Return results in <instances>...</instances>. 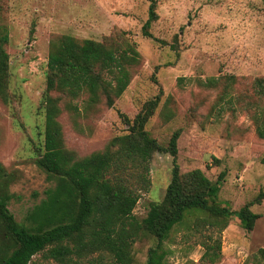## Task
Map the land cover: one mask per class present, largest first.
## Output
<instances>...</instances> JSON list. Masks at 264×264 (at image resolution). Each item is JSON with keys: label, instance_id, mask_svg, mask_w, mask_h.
I'll return each mask as SVG.
<instances>
[{"label": "rangeland", "instance_id": "374dc122", "mask_svg": "<svg viewBox=\"0 0 264 264\" xmlns=\"http://www.w3.org/2000/svg\"><path fill=\"white\" fill-rule=\"evenodd\" d=\"M158 19L142 34L150 0H0V26L9 42V102L0 97V164L15 175L9 208L18 221L46 197L55 180L37 160L44 145L48 59L52 45L68 34L92 38L122 50L136 42L140 60L130 66L132 79L113 107L90 104L83 93L60 101L65 146L78 157L103 151L110 140L127 133L121 113L131 120L143 105L160 95L146 125L150 135L167 146L180 129L177 163L181 173L201 169L212 181L225 180L218 202L239 210L264 189V0H156ZM69 102L76 109H68ZM173 157L155 152L150 184L141 190L135 216L147 217L171 181ZM138 170L126 171L135 181ZM131 174V176H130ZM251 209L259 214L252 231L232 217L217 231L199 217L187 215L163 244V264H264V199ZM220 241L212 258L203 243ZM157 239L141 232L131 249L130 264H147ZM108 264L112 254L96 252L64 262L37 254L31 264Z\"/></svg>", "mask_w": 264, "mask_h": 264}, {"label": "trees", "instance_id": "16d2710c", "mask_svg": "<svg viewBox=\"0 0 264 264\" xmlns=\"http://www.w3.org/2000/svg\"><path fill=\"white\" fill-rule=\"evenodd\" d=\"M156 8L157 1L150 0L148 19L142 27V34L148 38L153 37L150 29L158 19ZM8 42V29L0 26V97L5 102L10 100ZM126 45L118 50L105 42L92 38L77 40L68 34L52 45L42 102L44 145L37 164L55 180V185L45 190L46 197L27 212L23 221H18L9 208L15 196L10 191L15 175L0 164V264H31L39 253L64 262L72 255L82 258L103 251L113 256L108 264H130L131 249L141 232L158 241L149 249L147 264H163L165 240L187 215L199 212L207 216L198 218L202 223L220 232L232 217L238 218L246 230L254 229L259 214L251 207L262 203L264 189L255 200L232 210L218 202L225 172L216 181L201 169L181 173L176 160L181 130H176L169 144L163 146L146 129L160 95L147 101L132 120L121 113L128 132L111 139L103 151L78 157L65 146L58 120L62 112L60 101H73L87 93L90 104L104 102L113 107L131 82L130 66L140 60L137 43ZM263 80L259 79V83ZM67 105L68 109H76L71 102ZM262 123L263 127L257 128L260 138H264ZM155 152L173 157L172 177L162 201L153 202L147 217L139 220L134 209L141 190L149 187L150 163ZM261 162L264 164V157ZM133 168L138 170L135 181L140 187L125 177L126 171ZM210 239L211 235L203 246L213 258L220 254L222 245ZM94 260L100 263L103 258L98 256L88 264Z\"/></svg>", "mask_w": 264, "mask_h": 264}]
</instances>
